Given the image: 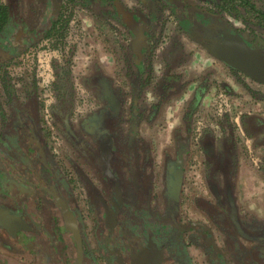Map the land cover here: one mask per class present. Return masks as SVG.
<instances>
[{
	"label": "flooded vegetation",
	"instance_id": "1",
	"mask_svg": "<svg viewBox=\"0 0 264 264\" xmlns=\"http://www.w3.org/2000/svg\"><path fill=\"white\" fill-rule=\"evenodd\" d=\"M12 1L16 5L19 18L9 38L13 44H23L24 39L29 38L35 29L47 26L49 13L52 12L51 4L54 8L53 13L59 15L60 23L55 26L49 37H42L23 53L6 61L0 68V82H5V86L0 87L2 97L0 99V135L5 128L4 117L9 114V96L13 94L19 101L24 102L27 94L32 93L36 97L40 110L41 139L46 146V153L34 156V160L30 163L22 158V155L21 160L25 167L21 169L18 166L16 174L9 170V166L2 168L0 182V233L2 236L0 235V238L3 236L7 238L4 243L9 247L12 246L15 254L19 251L27 252L33 258L30 263L40 259L39 264H75L77 245L73 232L66 229L62 213L64 209L72 215L77 229L81 264H184L185 262V264H253L252 258L256 259L257 264H264V227L247 225L238 204L235 183L240 169L236 140L231 135H224L216 144L217 140L210 129L197 135L193 132L190 135L189 131L182 135L177 127L181 125L182 119L188 130L195 110L207 92H211L207 82H203L207 85L203 88L205 84L195 86L197 79L191 74L186 83L178 91L176 90V95L168 98L166 90L169 83L165 82L167 77H162V83L159 84L158 89L162 88L159 91L152 90L149 87L152 77H145L151 62L149 60L151 54L148 53L150 49L153 51L159 46L154 39V29H152L147 31V38L142 43L136 42L135 36L125 31L130 46H126L128 52L120 54L119 61L115 62L117 68L115 77L105 74L96 63L90 73L85 71L77 75L78 84H73L74 72L71 71L70 62L73 63L74 57L71 60L67 59L68 64H63L62 60L65 57L50 56L49 62L47 61V65L44 66L39 60L37 51L41 44L52 48L50 44L52 39L61 27H65V23L61 21V0H27V14L20 9V0ZM83 1L87 2V0ZM120 1L96 0L99 10L97 13L102 14L113 30L116 29L113 26L118 24L126 27L127 23L122 20L129 18L125 12L130 10ZM169 1H158L156 12L161 15L164 5L170 8L183 34L210 54V57L216 58L217 61H214L223 70L226 68L228 71H235L214 55L212 45L221 44L222 28L240 35L253 49L255 48L252 42L259 47L264 45L258 37H252L253 41L250 42L242 33L236 32L228 23L215 16L202 14V18L198 19L196 13L188 17L182 7L176 8L179 5L176 6L174 0ZM221 1L226 2V0ZM232 1L228 0V5ZM238 1L241 7L248 8L251 15L253 14L254 21H264V16L261 15L264 11L258 10L247 0H244L246 4H243L242 0ZM139 2L142 1L139 0ZM0 3L6 4L8 0H0ZM106 6L108 10L105 9ZM86 7L85 3L78 4L80 9H86ZM103 8L105 11H102ZM176 10H178L177 13ZM179 11L181 13H178ZM234 18L238 16L235 15ZM244 31L246 33L247 28ZM149 34L151 37H148ZM121 42L124 43V40ZM124 44L127 45L126 42ZM137 44L139 49L144 45L141 49L144 52L142 57L131 55L134 51L136 52ZM114 54L111 52V55L116 57ZM129 55L131 57L127 59ZM56 59L61 64L53 62ZM30 60L35 69L32 68L30 79L24 78L27 82L23 83L25 86L19 92L17 86L13 85L12 74L6 72V69L11 64H24ZM24 69L20 68L23 75L27 71ZM223 72L221 76L225 78L224 81H227L226 71ZM183 75H185L184 72ZM240 75L245 78L244 83L248 87L250 84L247 81H250L256 87L264 88L244 75ZM98 80L108 81L112 100H116L119 108V117L110 123L105 118L97 119L101 133L96 132V137L93 138L89 137L81 127L87 122L88 117L100 115V112L104 111L105 104L101 97L103 89L99 88ZM165 83L167 84L163 86ZM77 92L83 96L92 95L90 96L92 105L90 112L87 110L85 114L73 121ZM43 94L44 98L50 99L44 101ZM194 99L197 100L195 105ZM57 107H60V110L69 111L64 122L66 127L78 136L77 139L73 138V140L64 135V124H61L53 114V110ZM186 108L188 111L183 116ZM158 110L161 114L159 125L164 124L169 129L168 123L162 121V113L165 110L166 112L173 110L171 117L175 116L176 119L173 121L178 123L173 130L174 135L170 134L171 129L168 131L173 142V153L166 152L160 164L156 161L153 136L143 134L140 129L144 126L153 127L154 123L151 124V120ZM246 116L261 117L245 115L241 117L240 123L247 137L259 135L255 145L264 148V128L260 125L259 129L253 132L255 134L249 135L243 119ZM54 140L60 142L57 144L59 148L61 146L67 152L75 153L78 159H82L90 173L84 172L75 163L76 159L72 160L69 154L64 155V160L71 169L65 168L67 166L62 162H57L54 159V148L51 147V141ZM203 140L211 141L212 149L205 151ZM194 149L204 157L202 166L205 188L212 198L204 192L195 196L193 206L197 218L186 219V221L184 212L180 210L183 201L181 197L185 188L190 154ZM229 158L233 161L229 162ZM40 160L45 164L46 171L41 168L38 162ZM230 166H232V178L227 181L223 171ZM211 169H213L214 177L209 176ZM258 171L264 176V160L259 165ZM178 177L180 178L179 188L177 187ZM77 189L81 190L86 199L87 217H84L78 208ZM77 193L80 194V192ZM85 218H89L93 223L90 236L94 238V247L88 243L89 234L85 228ZM172 226H176L178 230L172 231ZM29 244L32 245L33 251H29ZM17 247L18 250H16Z\"/></svg>",
	"mask_w": 264,
	"mask_h": 264
},
{
	"label": "rangeland",
	"instance_id": "2",
	"mask_svg": "<svg viewBox=\"0 0 264 264\" xmlns=\"http://www.w3.org/2000/svg\"><path fill=\"white\" fill-rule=\"evenodd\" d=\"M209 1L210 2H205L204 0H175L174 4L176 6L179 5L176 7L177 9L182 7V10L184 9L186 11L188 17L191 14L196 13L198 14V17H196L198 19L202 18V14L215 16L223 22L228 23V25H230L236 32L242 33L250 42L253 41L252 37H258L263 42L262 44H264V21H254L252 18L253 14L251 15L249 10H247L248 8L241 7L238 0H233L229 5L227 3L228 0H226V2L221 0ZM247 1L258 10L260 9L264 11V0ZM27 2V0H20V9L22 12L26 13ZM81 2L86 4V9L78 8V4ZM61 7V21L62 23H65V27H61L55 38L52 39L50 43L52 48L42 44L41 47L38 48L37 51L39 52V60L41 61V64L46 66L49 57L54 55H59L61 58L65 57L64 60H62L63 64L68 62L67 59L71 60L72 57L75 56L81 58L85 55L91 56L90 61H86L85 63H83L81 61L83 59H81L79 66L70 62V65L72 66L71 71L74 72L72 77L73 84L75 83L77 85L79 79L77 75H80L85 71L87 73L91 72L93 66L96 64V54L98 52L106 50L107 52H110V54L111 52L113 54L115 53L114 56L117 58L120 54L128 52L127 47L124 44L128 41L126 33L117 31L116 29L113 30L110 23H108L102 14L97 13L99 10L97 9L96 0H87V2H84L83 0H61ZM163 7V14L159 20L158 29L154 31V39L159 43V46L153 51L150 49L148 53L151 54L149 58L151 62L147 67L145 77H152L151 85L149 87L154 91H159L162 88L158 89L159 84L162 83V77H167L165 82L169 83L171 86L167 83L163 84V86L167 84L166 97L173 98L176 95V90L178 91L192 74L193 77L197 79V84L195 86L207 82L211 92H207L202 102L199 104V107L195 110L192 116V121L191 123L189 122L188 130L186 129L184 120H180L181 125L179 126H177L178 123L176 121H173L176 119L175 116L171 117L173 110H170L169 112H166L165 110V112L162 113V121L166 124L168 123L167 125H169V129H167L164 124L159 125L161 120L159 110L153 120H151V124L154 123L153 127L150 128L149 126H144L140 129H142L143 134L147 133L155 137V145L157 146L155 150L159 153L161 158H163L166 152L173 153L172 141L168 145L170 149L169 151H165V143L160 141V138L166 132L165 129L167 131L171 129V135H174L175 133L173 131L176 128L175 126L179 127L182 135L187 131H189L190 135L192 132L194 135H197L201 134L204 130L210 129L213 131V136H215L217 140L216 144L219 143L218 139H220V137L231 135L232 138L236 140L235 142L237 144L239 156L240 174L237 175L235 183L238 203L240 200H246L247 203H252L253 205V211H247L250 209L245 210L240 205V208H242L241 215L244 218H256L257 204L264 207V176L259 171H256V167L264 160V148L255 145L257 139L253 137L249 138L245 135L241 127L240 119L245 115H255L264 119V91H260L259 87L253 85L250 81H247L250 84L248 87L244 83V77L235 71H228L226 68L224 70L226 71V80H228L224 81L225 78L223 79V76H221L223 75L222 73H224V70L214 61H217V59H214L212 56L210 57V54L206 53L198 44L191 42L181 31L174 16L171 14V9L165 5ZM105 9H107V6ZM102 11H105L104 8ZM177 11L178 10H176V13ZM180 11L178 13H181ZM164 12L167 15H164ZM235 15L238 16V18H234ZM81 21L86 23L85 25H90V29H92L94 25V31L96 33L94 39L96 38L98 42L93 43L91 49H85L84 46L76 47V45L73 44L74 39L77 37L81 38L84 32L87 33V30L82 29L83 26ZM122 21L128 23L127 19L123 18ZM245 28H247L246 33L244 31ZM147 30L149 31L148 28H146V31ZM122 40H124V43L121 42ZM142 41L144 42L145 39H138L137 37L136 42L142 43ZM252 46L256 50H261L260 52L264 53V45H260L259 47L258 44L252 42ZM120 51L121 53H118ZM139 53V45L137 44V50L134 54ZM189 54L191 56H189ZM129 57L131 56L129 55ZM53 62L61 64L57 59L53 60ZM20 68H25L24 71L27 70L24 75L20 72ZM32 68L35 69L33 62L30 60L24 64H11L6 69V72L12 74L13 85L17 86L19 92L22 91L25 82H27L24 81V78L27 77V79H30L32 76ZM183 72L185 75L182 76ZM1 83L2 82H0V87H4L5 82L3 81V83ZM28 84L30 85L31 81ZM205 86L207 85L205 84ZM76 94L77 99L75 100L76 105L73 121H75L76 118H79L80 115L85 114L87 110V112H90V107L92 105L90 97L92 95L83 96L79 95V92ZM42 97L44 101L50 99H48V97L44 98V94ZM0 99H2L1 96ZM187 111L188 108L184 111L183 116ZM148 113H150V111H148ZM51 143V147L54 148V159L57 162L60 161L67 166L65 168L71 169L70 165L64 160V155L69 154V157L72 160L76 159L75 163L84 170V172L86 171L90 173L87 164L82 159H78L75 153H69L61 146L59 148L57 144L60 142L54 140L51 141ZM203 162L204 157H202L196 149L192 150L189 159L190 164L187 166V176L184 183L185 188H183V196L181 197L183 201L180 210L181 212H184L185 215H183L185 220H195L197 218V215L194 214L195 210L193 206L195 196H199V194L204 192L209 198H212L205 188L203 175L204 168L202 166ZM156 182H158V180ZM244 183L247 185L246 187L241 186ZM77 192H80V194ZM76 196L78 208L83 216L87 217V203L81 190L77 189ZM85 224L86 231L89 234L88 243L94 247V238L93 236H90L93 223L89 218H85ZM16 250H18V247ZM11 256L14 258L16 257L17 260L27 264L33 260L32 256L25 251H19L17 254H11Z\"/></svg>",
	"mask_w": 264,
	"mask_h": 264
},
{
	"label": "trees",
	"instance_id": "3",
	"mask_svg": "<svg viewBox=\"0 0 264 264\" xmlns=\"http://www.w3.org/2000/svg\"><path fill=\"white\" fill-rule=\"evenodd\" d=\"M109 1V0H108ZM243 4H246L244 0H242ZM120 4V3H119ZM52 6V12L50 11L48 16V24L46 27H42L40 29H35V31L30 35L29 38L26 37L24 39L23 44H13V42L9 39L14 30V24L19 20L17 17V9L16 5L12 0H8V3L2 4L0 3V68L2 64L6 61L11 60L13 57L23 53L28 47L33 45L35 42L39 41L42 37L47 38L50 36L51 32L55 28L57 24L60 23V18L58 14H54V8ZM124 11V9H123ZM131 20L137 24L139 27V35L147 37L148 32L145 31L143 26L147 25L149 21L153 23L155 20L159 21L161 18L158 13H154V15L145 16L144 14L136 11L130 13L129 11L125 12ZM264 16V13H261ZM139 24V25H138ZM150 37V34H149ZM99 88L103 89L101 97L103 98V102L105 104V108L103 109L100 115H93L92 117H88L87 122L83 123L82 129L89 137H96V132L101 133L100 128H98L99 123L97 119L105 118L109 121H112L115 118L119 117V108L116 100H112V95H110L111 87L108 85L107 80L100 81L98 80ZM202 86V85H201ZM205 85L202 86V88ZM197 100L194 99V105L197 103ZM116 103V104H115ZM61 107V106H60ZM57 107L53 110L54 116L61 122L63 125L64 135L70 139L78 138V136L71 131L68 127H66V123L64 122L68 117V110L63 111L61 108ZM8 110L9 114L7 117H4L5 125L4 132L0 135V182L2 179V168L9 166V170L14 174L16 169L21 167H25L22 163L21 156L29 163L34 160L33 157H37L40 153L45 154L46 146L45 143L41 139V128L39 126L40 117H39V108L38 103L36 101L35 95L27 94V97L23 101H19L13 94H11L8 98ZM64 115V116H63ZM244 124L247 128V132L249 135L255 134L253 132L261 128H264V120L258 117H244ZM105 134V133H104ZM106 135V134H105ZM208 135V134H206ZM74 140V139H73ZM69 142L73 143L72 140ZM264 142V140H263ZM203 148L205 151L212 149L211 141H202ZM76 147V146H75ZM80 149V148H77ZM41 159V157H39ZM38 158V159H39ZM233 160L229 158V162ZM40 163L41 168L46 171L45 164L42 160L38 161ZM231 165V164H230ZM231 167L223 171L225 178L227 177V181L232 178V170ZM213 169H211L210 175H213ZM212 180V179H211ZM1 186V183H0ZM217 188V187H216ZM1 194V189H0ZM82 230V229H81ZM178 228L176 226H172V231H177ZM264 239V238H263ZM5 241L0 239V247L4 249L8 254L0 253V264H27L23 263L20 260L15 259L13 255L12 246H8ZM25 243V242H24ZM32 245L29 244V251H33ZM10 253V254H9ZM64 257V255H63ZM253 262L257 264L256 259L252 258ZM183 261V260H182ZM185 262V261H183ZM39 261H34L30 264H39ZM186 263V262H185ZM184 263V264H185ZM253 263V264H254Z\"/></svg>",
	"mask_w": 264,
	"mask_h": 264
},
{
	"label": "crops",
	"instance_id": "4",
	"mask_svg": "<svg viewBox=\"0 0 264 264\" xmlns=\"http://www.w3.org/2000/svg\"><path fill=\"white\" fill-rule=\"evenodd\" d=\"M121 1H122L123 4L126 5V7L130 10L131 13L138 11V12H140V13L144 14L145 16H148V17H150L149 15H152V14L154 15V13H158L160 15L159 12H156V7L158 8V4H159L158 1H160V0H141L143 2V3L141 2L142 4L139 2V0H121ZM169 2H173V0H170ZM174 2H175V0H174ZM162 14L163 13H161L160 17H162ZM164 15H167V14H165V12H164ZM83 21H81V24L83 26L82 29L83 30H87V33L83 31L84 33L82 34V37L81 38L79 37V38L74 39L73 40V44L76 45V47L77 46L78 47H83L84 46L85 49H87V48H90L91 49V47H93L92 46L93 43L98 42L96 40V38L94 39V37H96V33L94 31V25H93V28L90 29V25H85L86 23H84ZM127 21H128V23H127V26L126 27L121 26L118 23H117L118 25H114L113 27L116 28L117 31H123V32L129 31V32H131V34L133 36H135V40L137 39V37L138 38H142V39L143 38L144 39L147 38L145 36L137 35V30L139 28H137V26H136L137 24L134 22V20H131L130 18H128ZM158 25H159V21H157V20H155L153 23H151L149 21V23L147 25L143 26L144 28H142V29H144L146 31V28H148L149 30L154 29V31H156L158 29ZM89 30H90V32H89ZM151 34H153L152 31H151ZM151 34H150V37H151ZM129 42H127V45L125 44L127 47L130 44ZM141 49H143V48H140L139 49V52L141 51L139 54H131V55H137V56H141L142 57L144 52H142ZM86 53H88V52H86ZM147 57H148V55H147ZM81 59H83V60H81ZM90 59H91V56L85 55L83 58H81L79 56L78 57L75 56L72 60H73L74 65L79 66L80 60L83 63H85L86 61H90ZM127 59H130V57H127ZM117 60L119 61L118 58L113 57L110 54V52H107L106 50H104V51L102 50V51H100V52H98L96 54V63L101 67V69L103 70V72L105 74H107V75L108 74H111L112 77H115L117 75V68L115 66L116 65L115 62ZM259 89H260V91H264L263 90L264 89L263 87H261ZM126 105H128L127 102H126ZM168 131L166 130V132L160 138V141L163 142V143H165L164 144L165 145V147H164L165 151H167V149L169 150V146L168 145L171 142V138L168 135ZM252 137L255 138V139H257V140L259 139V135H253ZM252 137H249V138H252ZM153 141H154L153 142V145H154V151H155V149L157 147L155 145L156 144L155 137H153ZM155 152H156V161H157V163L160 164L161 157L159 156V153L157 151H155ZM256 165H258V164H256ZM258 168H259V166L256 167V171L257 172H258ZM157 172H158V170H157ZM239 174H240V171L238 172V175ZM241 186L242 187H246L247 185L244 183ZM238 204H239V206L241 205V207H243L245 210L250 209V210H247V211H253L252 210V206H253L252 203H247L246 200H240V202ZM244 222L247 225H254L255 227H264V207L262 205H260V204H257V206H256V218H244ZM263 230H264V228H263ZM0 235H1V233H0ZM0 239L3 240V241H5V242L7 241V238L4 237V236L2 238H0ZM263 246H264V244H263ZM0 253H2V254H8L4 249H2V247H0ZM15 259H16V257H15Z\"/></svg>",
	"mask_w": 264,
	"mask_h": 264
},
{
	"label": "water",
	"instance_id": "5",
	"mask_svg": "<svg viewBox=\"0 0 264 264\" xmlns=\"http://www.w3.org/2000/svg\"><path fill=\"white\" fill-rule=\"evenodd\" d=\"M55 8H57L56 3ZM221 35V44L212 45L214 55L235 71L253 82L264 86V53L249 47L238 34L230 33L222 28ZM179 177L177 181L178 188L180 187ZM62 211L65 218L66 229L73 232L77 245V261L75 264H81L79 236L72 215L67 212V210L63 209Z\"/></svg>",
	"mask_w": 264,
	"mask_h": 264
}]
</instances>
